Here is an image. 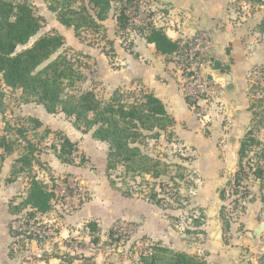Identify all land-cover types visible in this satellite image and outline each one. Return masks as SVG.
Wrapping results in <instances>:
<instances>
[{"label":"rangeland","instance_id":"1","mask_svg":"<svg viewBox=\"0 0 264 264\" xmlns=\"http://www.w3.org/2000/svg\"><path fill=\"white\" fill-rule=\"evenodd\" d=\"M11 1L28 3L42 20L39 32L18 50L32 46L42 35H63L64 45L39 70L60 54L66 55L82 75L67 94L78 96L93 89L103 101L110 100L117 89L113 85L115 74L120 75L126 67L119 56L133 53L131 36L138 27L114 33L110 28L108 32L104 24L98 31H75L59 22L46 0ZM258 2L261 0H251L246 10L242 9L244 4H237L235 11L253 12ZM81 3L78 0L74 6ZM119 7L120 3H115L108 17L109 13L117 15ZM261 38L254 37L253 49L262 42ZM184 81L185 77L180 83ZM239 84L248 104L255 103L259 123L264 119V58L253 64L245 73L243 84ZM118 88L136 93L144 90L129 84ZM4 92L0 137H8L13 151L0 150V264H146L144 257L155 253L156 247L167 249L158 251L163 263H170L174 252H187L209 264H264V251L259 254L260 237L255 232V227L264 222V182L251 175L244 181L249 194L243 197V188L236 191L238 150L248 129L232 134L229 114H225L226 120L220 125V136H214L208 128L212 123H205L200 137L189 139L193 143L187 144L173 132L170 134L171 129L158 138H153V132H145L136 146L161 161L159 168L163 173L153 177L151 173H133L122 164L109 171L108 143L95 139L92 131L84 132L64 113H48L34 98L23 95L20 88L4 86ZM31 113L45 120L35 132L34 124L27 121ZM27 128V138L40 149L38 156L50 150L57 153L53 147L59 148L60 136L69 135L77 145L71 163L75 174L66 172L58 163L64 175L55 176L38 157V162L22 171L18 159L24 154L27 141L21 139V129ZM46 129L50 132L46 133ZM256 134L262 145L253 148L245 162L264 167V120L256 127ZM33 175L55 193L48 214L31 216L29 207L21 211V201ZM222 190L226 191L225 200L221 199ZM153 191L161 199L160 204L148 199ZM257 200L263 203L262 210L253 208L248 213ZM129 206L134 207L128 210ZM222 208L230 229L221 218ZM120 209L121 213H117ZM112 212L116 214L111 215ZM97 219L100 229L92 235L87 225ZM94 237H99V241L93 242Z\"/></svg>","mask_w":264,"mask_h":264},{"label":"trees","instance_id":"2","mask_svg":"<svg viewBox=\"0 0 264 264\" xmlns=\"http://www.w3.org/2000/svg\"><path fill=\"white\" fill-rule=\"evenodd\" d=\"M46 1L49 2V8L57 13L59 21L66 27H73L75 31L102 29L103 21L107 19L108 12L115 3H120L117 14L120 30L137 26L130 23L127 11L131 6L137 5L138 0H81V6L78 7L74 6L78 0ZM41 27V18L28 3L0 0V108L5 96L4 86L20 88L23 95L34 98L48 113L63 112L73 118L77 127L82 128L84 132L92 131L95 139L108 143L109 171L122 164L129 171L139 175L151 173L153 177L160 176L163 173L159 168L161 161L144 154L136 144L145 137V132H153V138H158L162 132L174 126L175 119L168 112L164 101L153 92L146 90H141L139 93L125 92L119 88L108 101L99 98L93 89L85 90L78 96L67 94L68 88L73 87L82 78L73 60L60 54L39 70V67L64 45L63 35L57 33L42 35L32 46L18 50L19 46L27 44ZM137 27L139 29L137 33L149 43L155 44L158 52L164 55L180 54L179 40L172 39L163 26L154 25L149 21ZM187 99L191 102L188 97ZM248 110L252 115L251 125L240 141L239 169L234 178L236 191L241 192L239 188L244 189L241 193L243 197L249 194L244 181L251 175L264 182V167L262 165L254 167L249 160L245 162L253 148L262 145L261 139L256 134V127L264 120L257 122L259 113L255 110V103H250ZM27 121L34 124L32 127L34 132L43 125V122L36 117H28ZM28 132V128L21 129V139L27 141L25 152L18 159L22 171L38 162L37 155L40 150L27 138ZM45 132H50V129H46ZM60 139L59 148L57 146L53 148L58 151L57 155L63 163L71 164L77 148L76 142L66 135H61ZM0 150L5 153L13 151L8 137H0ZM262 154L264 159V152ZM126 195L130 196L131 193ZM54 197L55 193L49 189L47 183L33 175L30 177L27 194L21 201V211L29 207L31 216L47 213L53 207ZM225 198L226 191L222 190L221 199L225 200ZM148 199L161 203V199L154 191L150 193ZM223 209L220 213L221 218L224 225L230 229L231 223L226 220ZM87 226L92 235L100 229L98 222L94 220ZM98 241L99 237H94L93 242ZM155 249V253L144 257L146 264H209L197 255L187 252H174L170 263H163L160 261L158 251H167V249L164 247ZM261 259H264V253Z\"/></svg>","mask_w":264,"mask_h":264},{"label":"crops","instance_id":"3","mask_svg":"<svg viewBox=\"0 0 264 264\" xmlns=\"http://www.w3.org/2000/svg\"><path fill=\"white\" fill-rule=\"evenodd\" d=\"M142 1L153 11L154 20L163 23L166 32L174 40L180 42L203 30L212 31L214 37L210 59L221 60L225 70L232 74L231 87H224V93L219 98L215 97L214 103L208 109L209 116L200 117L181 88L180 82L184 78V74L178 67L179 55H164L158 52L155 44L149 43L143 36L135 32L131 36L133 37V53L119 56L126 67L118 73L120 75L115 74L114 88L129 84L133 88L143 87L144 90L153 92L161 98L166 104L168 112L175 119V124L169 132H173L187 144L188 141L191 142L190 138L200 137L205 123H212L208 128L212 130L214 136H220L222 130L219 128L223 124L222 121L226 120L225 114H229L227 118L232 126V134H237L240 131L245 132L246 129H249L252 115L250 116L249 104L245 92L240 91L239 83L243 84L245 73L251 69L253 64L264 58V0L258 2L256 10L245 13H237L235 7L237 4H244L242 9L246 10L250 7L251 0ZM103 24L108 28V32L109 28L113 29L114 31L110 30V32L114 33L123 31L119 28L115 13H109V17L103 21ZM126 30H130V27ZM254 37H262V42L257 45L256 49H253ZM207 72L210 73L211 68ZM229 105H231L230 109ZM58 115L60 116V114ZM31 116L45 122L41 115L31 113ZM37 157L42 163L51 167L55 176L61 173V167L57 166L58 163H61L62 169L66 172L75 174L74 166L63 163L57 153L52 150L37 155ZM37 178L39 179V177ZM132 207L134 206H129L128 210ZM262 207L263 203L257 200L256 204H251L248 213L253 208H257L260 212ZM117 213H121V209ZM44 214H48V212ZM112 214L116 213L112 212ZM46 262L49 263V261Z\"/></svg>","mask_w":264,"mask_h":264},{"label":"built area","instance_id":"4","mask_svg":"<svg viewBox=\"0 0 264 264\" xmlns=\"http://www.w3.org/2000/svg\"><path fill=\"white\" fill-rule=\"evenodd\" d=\"M130 16V23L133 25H143L152 22L158 26L163 23L155 21L153 11L142 0L137 1V5L131 6L127 11ZM213 37L210 31L204 32L184 39L179 42V67L184 74L185 81L182 83V90L192 103L193 108L200 117L209 116V106L224 93V87L216 82L210 81L204 72L211 67L210 49ZM203 100V102H200ZM202 103V104H200Z\"/></svg>","mask_w":264,"mask_h":264},{"label":"water","instance_id":"5","mask_svg":"<svg viewBox=\"0 0 264 264\" xmlns=\"http://www.w3.org/2000/svg\"><path fill=\"white\" fill-rule=\"evenodd\" d=\"M211 72H204L205 76L210 81H215L223 87H231V82L233 76L231 73L225 70L224 65L221 63V60L216 58H211ZM264 223H261L258 227L255 228L256 234L260 237V243L258 247L259 254L264 251Z\"/></svg>","mask_w":264,"mask_h":264}]
</instances>
